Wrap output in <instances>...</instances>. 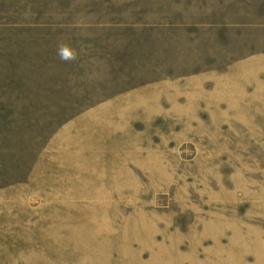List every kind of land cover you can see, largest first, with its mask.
<instances>
[{"label":"rangeland","instance_id":"1","mask_svg":"<svg viewBox=\"0 0 264 264\" xmlns=\"http://www.w3.org/2000/svg\"><path fill=\"white\" fill-rule=\"evenodd\" d=\"M252 1L0 0V264H264V59L65 91L15 83L10 46L227 14L231 49L264 54Z\"/></svg>","mask_w":264,"mask_h":264},{"label":"crops","instance_id":"2","mask_svg":"<svg viewBox=\"0 0 264 264\" xmlns=\"http://www.w3.org/2000/svg\"><path fill=\"white\" fill-rule=\"evenodd\" d=\"M172 1L174 6L229 7L245 5L252 0ZM202 17L204 19L138 22L131 25V32L91 31L90 35L85 36L81 30L70 29L55 37H44L39 42L30 38L26 41L23 39L24 42L19 40L18 43L10 44H17V49L21 50L16 55L25 61L23 75L19 77L20 81L15 83L20 84L22 88L38 86L39 83L43 87H57L65 91L81 87L86 81L90 84L92 81L109 80L115 86H143L144 82L139 81L137 77L144 78L143 72H151L152 82L146 86L160 87L159 79L181 76L161 75L164 74L161 72L222 71L233 67H228L229 63L248 64L264 59L263 53L248 51H243L245 55L240 58L239 50L231 49L232 46L227 41L240 39L238 34L233 36L232 28L243 24L245 20H233L227 14H207ZM260 22L259 24L264 26L262 20ZM85 38L88 41L85 42ZM61 43L76 49L79 58L74 62L61 61L57 55V47ZM191 50L199 53H196L199 57L197 60L201 61L198 68L191 66ZM243 58L246 61L241 62L240 59ZM30 64L35 66L32 68ZM200 75L205 77L204 74ZM208 76L212 78L213 74ZM64 100L67 101L63 98L49 101Z\"/></svg>","mask_w":264,"mask_h":264},{"label":"clouds","instance_id":"3","mask_svg":"<svg viewBox=\"0 0 264 264\" xmlns=\"http://www.w3.org/2000/svg\"><path fill=\"white\" fill-rule=\"evenodd\" d=\"M57 55L63 62H74L79 58L78 51L65 43L58 45Z\"/></svg>","mask_w":264,"mask_h":264}]
</instances>
